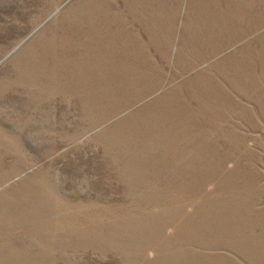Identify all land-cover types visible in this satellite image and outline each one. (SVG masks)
<instances>
[{"label": "rangeland", "instance_id": "obj_1", "mask_svg": "<svg viewBox=\"0 0 264 264\" xmlns=\"http://www.w3.org/2000/svg\"><path fill=\"white\" fill-rule=\"evenodd\" d=\"M0 264H264V0H0Z\"/></svg>", "mask_w": 264, "mask_h": 264}]
</instances>
